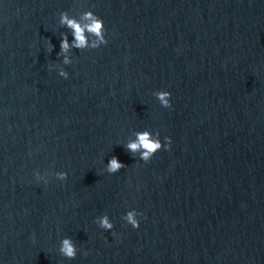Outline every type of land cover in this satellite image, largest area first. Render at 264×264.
Here are the masks:
<instances>
[{
  "label": "water",
  "instance_id": "water-1",
  "mask_svg": "<svg viewBox=\"0 0 264 264\" xmlns=\"http://www.w3.org/2000/svg\"><path fill=\"white\" fill-rule=\"evenodd\" d=\"M89 10L108 43L63 65ZM144 130L171 140L148 163ZM0 264H264V0H0Z\"/></svg>",
  "mask_w": 264,
  "mask_h": 264
},
{
  "label": "clouds",
  "instance_id": "clouds-1",
  "mask_svg": "<svg viewBox=\"0 0 264 264\" xmlns=\"http://www.w3.org/2000/svg\"><path fill=\"white\" fill-rule=\"evenodd\" d=\"M59 25L61 27H66L67 29H69L73 37L72 41L69 42L68 34H62L60 52L57 54V56L63 57V65H70L72 63V59L69 54L72 52L73 49H96L99 48L101 45H106L108 43V39L106 38V29L104 21L91 10L80 13L79 18L75 16H69L67 11L61 12L59 14ZM47 44L49 51H52L54 45L51 43L50 40L47 41ZM55 67L56 69H58L59 75L61 77L65 79L68 78V72H66L61 65H56ZM49 70H52V66H49ZM153 95L158 99L162 107H172L170 92L160 90L154 92ZM132 135L134 139L130 138L127 143L123 146L134 159L138 155L139 159L145 163L150 162L152 157L162 148L168 150L171 147V140L169 137L164 138L167 143H161V140L159 138V131L155 133L148 130L134 131ZM125 167V164L120 162L117 157L113 156L109 159L108 163L106 164L105 170L109 174H115ZM48 175V173L41 175L38 171L35 173L37 181H43L45 184L49 182L47 178ZM52 175H54L57 179L61 181L67 179L66 172L58 171L53 173ZM142 215L143 213L132 209L129 210L124 216H122V219L126 221L128 225H131L133 228H138V217ZM95 222L100 228L104 229L105 231L111 230L114 227L107 214L96 218ZM59 252L63 257L69 260L75 259L77 255V247L70 237H66L63 238L60 242ZM85 255H87V253H85Z\"/></svg>",
  "mask_w": 264,
  "mask_h": 264
}]
</instances>
